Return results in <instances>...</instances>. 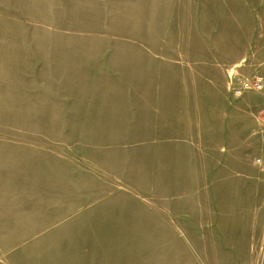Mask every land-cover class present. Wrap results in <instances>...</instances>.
Masks as SVG:
<instances>
[{
	"label": "rangeland",
	"instance_id": "1",
	"mask_svg": "<svg viewBox=\"0 0 264 264\" xmlns=\"http://www.w3.org/2000/svg\"><path fill=\"white\" fill-rule=\"evenodd\" d=\"M0 264H264V0H0Z\"/></svg>",
	"mask_w": 264,
	"mask_h": 264
},
{
	"label": "built area",
	"instance_id": "2",
	"mask_svg": "<svg viewBox=\"0 0 264 264\" xmlns=\"http://www.w3.org/2000/svg\"><path fill=\"white\" fill-rule=\"evenodd\" d=\"M256 84V83H255ZM258 86V84H256Z\"/></svg>",
	"mask_w": 264,
	"mask_h": 264
}]
</instances>
